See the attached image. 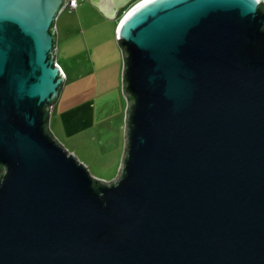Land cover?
Wrapping results in <instances>:
<instances>
[{
  "label": "water",
  "instance_id": "1",
  "mask_svg": "<svg viewBox=\"0 0 264 264\" xmlns=\"http://www.w3.org/2000/svg\"><path fill=\"white\" fill-rule=\"evenodd\" d=\"M65 1L0 0V264H264V0L125 8L108 179L47 124Z\"/></svg>",
  "mask_w": 264,
  "mask_h": 264
},
{
  "label": "rangeland",
  "instance_id": "2",
  "mask_svg": "<svg viewBox=\"0 0 264 264\" xmlns=\"http://www.w3.org/2000/svg\"><path fill=\"white\" fill-rule=\"evenodd\" d=\"M134 1L126 0L117 6L112 15L115 21ZM81 12L60 8L54 18L58 29L55 58L63 79L49 107L47 124L56 139L91 174L108 179L116 172L123 145L125 97L120 87V69L116 68L120 52L109 42L114 36L113 18L99 23L103 30L101 40H106L96 47L87 39L91 29L85 27L83 32L84 27L78 22L79 17L83 21ZM97 48H101L102 54L95 55ZM67 109L61 115L60 111Z\"/></svg>",
  "mask_w": 264,
  "mask_h": 264
},
{
  "label": "crops",
  "instance_id": "3",
  "mask_svg": "<svg viewBox=\"0 0 264 264\" xmlns=\"http://www.w3.org/2000/svg\"><path fill=\"white\" fill-rule=\"evenodd\" d=\"M63 8H67L66 7V5H64L63 4V6L61 7V10L63 9ZM68 9H73L74 11H82L81 12V15L80 16H83V21H81V17H79L78 18V22L81 24V27H84L83 28V32H84V30H85V27H88V28H90L91 29V32L88 34V38L87 39H89L90 41H91V43L93 44V45H95L96 47H98L101 43H104L105 42V40H101L102 39V31L103 30H101L100 29V22H103L104 20L105 21H107V22H109V20H111V19H108V18H113V22H112V26H113V24L115 23V18H114V16L112 17V16H105V15H103L93 4H91L88 0H77V2H76V4L72 7V8H68ZM85 10H88L90 13L89 14H86V13H84V11ZM95 12V13H93L92 14V12ZM98 12V13H97ZM115 14V13H114ZM113 14V15H114ZM92 17V18H91ZM54 24V29H55V51H56V29H57V27H55V22L53 23ZM95 26H97V28L95 27ZM64 28V27H63ZM66 29V28H65ZM114 31V30H113ZM57 32H58V29H57ZM106 33V32H105ZM114 33V32H113ZM86 35H84V37H85ZM83 37V38H84ZM86 38H85V40L83 39V41H84V44H85V41L87 40ZM109 42H110V44H112L113 45V48L116 50V47L118 48L119 46H118V44H117V42H116V40H115V37L114 36H112V38H111V40L109 39ZM86 43H87V41H86ZM118 50H119V52H120V48H118ZM95 55H100V54H102V52H101V48H97L96 50H95ZM55 54V53H54ZM55 57H56V55H55ZM57 58V57H56ZM55 58V59H56ZM57 61V60H56ZM58 63V62H57ZM60 66V65H59ZM120 67H121V53H120V61H117V64H116V68L119 70L120 69ZM61 68V67H60ZM62 69V68H61ZM119 73V72H118ZM69 109V108H68ZM66 110V111H60V113H61V115L65 112H67V111H69V110ZM73 109V108H72ZM71 110V109H70ZM51 130V129H50ZM52 132V131H51Z\"/></svg>",
  "mask_w": 264,
  "mask_h": 264
},
{
  "label": "built area",
  "instance_id": "4",
  "mask_svg": "<svg viewBox=\"0 0 264 264\" xmlns=\"http://www.w3.org/2000/svg\"><path fill=\"white\" fill-rule=\"evenodd\" d=\"M76 0H66L64 5H66L67 8H71L75 5Z\"/></svg>",
  "mask_w": 264,
  "mask_h": 264
},
{
  "label": "clouds",
  "instance_id": "5",
  "mask_svg": "<svg viewBox=\"0 0 264 264\" xmlns=\"http://www.w3.org/2000/svg\"><path fill=\"white\" fill-rule=\"evenodd\" d=\"M76 2H77V0H76ZM65 3V2H64ZM76 4V3H75ZM113 17V16H112ZM116 22V21H115ZM114 26H115V24H114ZM55 61H56V59H55ZM57 62V61H56Z\"/></svg>",
  "mask_w": 264,
  "mask_h": 264
},
{
  "label": "bare ground",
  "instance_id": "6",
  "mask_svg": "<svg viewBox=\"0 0 264 264\" xmlns=\"http://www.w3.org/2000/svg\"><path fill=\"white\" fill-rule=\"evenodd\" d=\"M138 0H136L135 2H137ZM72 8V7H71ZM68 9V8H67Z\"/></svg>",
  "mask_w": 264,
  "mask_h": 264
},
{
  "label": "trees",
  "instance_id": "7",
  "mask_svg": "<svg viewBox=\"0 0 264 264\" xmlns=\"http://www.w3.org/2000/svg\"><path fill=\"white\" fill-rule=\"evenodd\" d=\"M48 116V115H47Z\"/></svg>",
  "mask_w": 264,
  "mask_h": 264
}]
</instances>
